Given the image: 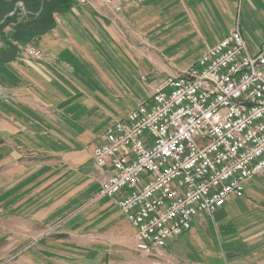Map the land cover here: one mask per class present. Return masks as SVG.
I'll return each mask as SVG.
<instances>
[{
	"label": "crops",
	"instance_id": "obj_1",
	"mask_svg": "<svg viewBox=\"0 0 264 264\" xmlns=\"http://www.w3.org/2000/svg\"><path fill=\"white\" fill-rule=\"evenodd\" d=\"M120 4L121 11L103 0L47 3L53 28L33 39L42 57L29 56L27 45L0 65V264H91L75 246L86 241L79 232L90 234V221L67 226L69 243L54 238L53 245L45 235L63 208L87 203L85 222L90 205L114 202L99 197L110 170L93 158L107 128L236 28L252 54L264 42V0ZM64 188L70 192L63 195ZM116 216L113 223L134 233L142 256L123 264H264V176L154 255L138 251L135 229L121 211ZM32 239L38 243L29 253L16 256ZM95 262L111 264L107 257Z\"/></svg>",
	"mask_w": 264,
	"mask_h": 264
},
{
	"label": "built area",
	"instance_id": "obj_2",
	"mask_svg": "<svg viewBox=\"0 0 264 264\" xmlns=\"http://www.w3.org/2000/svg\"><path fill=\"white\" fill-rule=\"evenodd\" d=\"M93 158L110 170L99 197L116 202L147 255L244 196L264 176V42L252 54L236 28L108 127Z\"/></svg>",
	"mask_w": 264,
	"mask_h": 264
},
{
	"label": "rangeland",
	"instance_id": "obj_3",
	"mask_svg": "<svg viewBox=\"0 0 264 264\" xmlns=\"http://www.w3.org/2000/svg\"><path fill=\"white\" fill-rule=\"evenodd\" d=\"M24 1L26 2L27 7L25 5L23 7L17 6V10L19 8V9H22L24 11V13H28L27 12L28 9L31 10L32 8L33 9L36 8L35 10L39 12L38 17L39 16L41 17V12L43 11V9H46L45 17H44L46 19L41 18V25H39L37 27V31H39V32L44 31L45 29H47L48 27L53 25L52 20L54 18V15H50L49 13H47L48 10L46 7H44L43 5H41L42 7L38 6V3L34 2L35 0H24ZM55 1L56 0H47L46 4L47 3L50 4L51 2H55ZM61 1L64 3L67 2V0H61ZM76 1L81 3V4H84L80 0H76ZM20 2L23 3L22 0L19 1L18 3H20ZM11 15L12 14H10V16ZM8 30L9 29L5 30V32H9ZM26 33L24 35H26ZM8 34H10V33H8ZM30 36L31 35H28L22 39L26 43L24 45L18 47L19 50L22 47H25V46L27 47V45H28V48L30 46H34V44H33L34 40L29 41ZM4 48L5 47H2V49L0 50V56L7 58V57H9V54H7V53H11V51H9L8 48H7V50L4 51ZM31 57H33V56H31ZM6 62H9V61H6ZM6 62H4V63H6ZM68 191L70 192V188H64L63 189V195L69 193ZM47 203L53 204L54 202L49 201ZM86 204L83 206H79L78 208L73 209L71 211H67V212H66V209L63 208L64 209L63 210V216L60 218L57 217L58 219L47 224V231H46L47 233L45 236L48 238L46 240L49 239L52 242L51 244H53V245H54V243H53L54 238L57 240L63 239L64 242L69 243L71 235L69 233H65L67 228H68L67 226L77 225V224L84 225L88 221H90V229L92 230V231H90V234H85V233L79 232V238L86 240L83 242H87L88 238L86 236L90 237V244L83 243L80 240L78 242V245H75V246H78L79 254H86L87 256H90L91 264H99V263L95 262V259H97V258L101 259L104 257H107V259L110 258L111 264H123V262H126V260L133 261L134 258L142 257L137 252V250L135 248L134 233L127 231L128 228H126V231H124V232L121 230H118L116 227L117 223H113L115 218L117 217L116 214H118L120 212L118 210V208L116 207L115 202L105 201L102 203L98 202V203H94V204L90 205V219L83 222L84 219H82L80 217V214L83 212L84 207L87 206ZM88 208H89V206L86 209H88ZM103 209L107 210L105 214H103V212H102ZM45 211H47V212H45ZM45 211H44L45 215L50 214V209H47ZM109 219H111L110 222H109ZM37 243L38 242L35 241V239H32V243L30 245H28L31 247L17 250L16 256L17 255L18 256H24V255L28 254L30 249L33 248V246H35V244H37ZM53 245H52V248L54 247ZM70 246L71 245L68 244V247H70Z\"/></svg>",
	"mask_w": 264,
	"mask_h": 264
},
{
	"label": "trees",
	"instance_id": "obj_4",
	"mask_svg": "<svg viewBox=\"0 0 264 264\" xmlns=\"http://www.w3.org/2000/svg\"><path fill=\"white\" fill-rule=\"evenodd\" d=\"M19 1L21 0H16L12 5H4L0 2V50L2 49V47H5L4 51L7 50V48L9 51H11V53H7L9 54V57L7 58L0 56V65H2L6 61L12 60L17 55V53L19 52L18 47L26 43L22 40L23 38L31 35L29 40L31 41L45 34L51 28H53L52 25L44 31H37V27L41 25V18L45 17L46 9H43V11L41 12V17H38L39 12L35 10L36 8H32L31 10L28 9V13H24V11L19 8L17 11H15V4ZM22 1L26 6V2L24 0ZM34 2H37L38 6L43 5L44 7H46L45 5L47 0H35ZM10 14L12 15L10 16ZM7 29H9V32H5V30ZM25 33L26 35H24Z\"/></svg>",
	"mask_w": 264,
	"mask_h": 264
},
{
	"label": "water",
	"instance_id": "obj_5",
	"mask_svg": "<svg viewBox=\"0 0 264 264\" xmlns=\"http://www.w3.org/2000/svg\"><path fill=\"white\" fill-rule=\"evenodd\" d=\"M17 10V7H16V9H15V11Z\"/></svg>",
	"mask_w": 264,
	"mask_h": 264
}]
</instances>
